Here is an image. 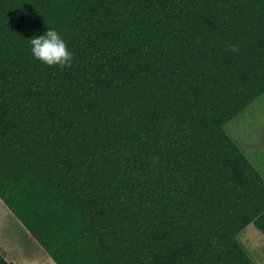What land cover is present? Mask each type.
<instances>
[{
	"label": "trees",
	"instance_id": "1",
	"mask_svg": "<svg viewBox=\"0 0 264 264\" xmlns=\"http://www.w3.org/2000/svg\"><path fill=\"white\" fill-rule=\"evenodd\" d=\"M47 27L70 67L31 57ZM262 95L264 0H0V202L54 264H256L224 129Z\"/></svg>",
	"mask_w": 264,
	"mask_h": 264
},
{
	"label": "rangeland",
	"instance_id": "2",
	"mask_svg": "<svg viewBox=\"0 0 264 264\" xmlns=\"http://www.w3.org/2000/svg\"><path fill=\"white\" fill-rule=\"evenodd\" d=\"M224 131L264 179V95L228 123ZM17 230L26 233L0 202V252L6 260L13 264H53L45 254L21 249ZM239 241L256 264H264V236L260 232L250 225Z\"/></svg>",
	"mask_w": 264,
	"mask_h": 264
},
{
	"label": "clouds",
	"instance_id": "3",
	"mask_svg": "<svg viewBox=\"0 0 264 264\" xmlns=\"http://www.w3.org/2000/svg\"><path fill=\"white\" fill-rule=\"evenodd\" d=\"M26 40L33 60L44 66L64 69L70 67L74 60L73 53L55 28L47 27L45 32L33 35ZM228 47L231 52H238L235 45H229Z\"/></svg>",
	"mask_w": 264,
	"mask_h": 264
},
{
	"label": "crops",
	"instance_id": "4",
	"mask_svg": "<svg viewBox=\"0 0 264 264\" xmlns=\"http://www.w3.org/2000/svg\"><path fill=\"white\" fill-rule=\"evenodd\" d=\"M17 231H15V232H17L16 235L18 236L17 237L18 238V242L17 243L19 244V246H20L21 249L26 250V251H30V252H33L34 251V252L38 253L39 255L43 256L44 253H42V250L39 248V246L37 245V243L31 238V236L25 230L24 231L26 233H22V231H19V230H17Z\"/></svg>",
	"mask_w": 264,
	"mask_h": 264
}]
</instances>
